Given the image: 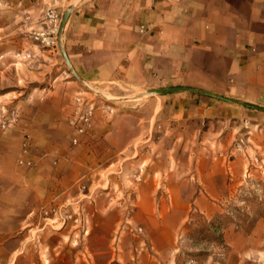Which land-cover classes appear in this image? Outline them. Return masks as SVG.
Wrapping results in <instances>:
<instances>
[{"label":"rangeland","instance_id":"374dc122","mask_svg":"<svg viewBox=\"0 0 264 264\" xmlns=\"http://www.w3.org/2000/svg\"><path fill=\"white\" fill-rule=\"evenodd\" d=\"M68 5L0 0V209L24 200L28 213L0 216V264H68L65 239L77 264H264V64L247 100L223 95V115L178 123L148 89L81 83L63 55ZM254 53L264 63V41ZM152 173L154 212L138 218ZM102 193L124 215L107 242L93 235L96 249L85 214Z\"/></svg>","mask_w":264,"mask_h":264},{"label":"crops","instance_id":"0c3cea01","mask_svg":"<svg viewBox=\"0 0 264 264\" xmlns=\"http://www.w3.org/2000/svg\"><path fill=\"white\" fill-rule=\"evenodd\" d=\"M55 1L68 2L66 9L73 7L70 13L65 11L63 55L81 83L148 89L155 93L154 100L163 101L171 115L166 116L175 122L188 124L223 115L224 107L217 100H233L223 95L247 100L263 82L254 74L264 64L262 54L254 49L264 41V0ZM183 73L187 76L180 77ZM169 89L180 90L160 92ZM154 163V169L170 167L167 160ZM170 191L174 199H181L176 186ZM107 194H99L85 214L90 247L96 249L99 245L93 244V235L100 232L101 241L107 242V235L123 220V209L107 206ZM158 194L152 173L136 192L142 202L138 218L152 217ZM211 198L220 199V193L211 192ZM21 201L19 212L4 208L0 216L27 215ZM166 209L161 207L163 216H168ZM55 247L61 261L77 264L76 250L68 240H60ZM104 248L108 249V243Z\"/></svg>","mask_w":264,"mask_h":264},{"label":"built area","instance_id":"2783aa9c","mask_svg":"<svg viewBox=\"0 0 264 264\" xmlns=\"http://www.w3.org/2000/svg\"><path fill=\"white\" fill-rule=\"evenodd\" d=\"M50 17L52 19H56L58 18V14L56 12H52V14L50 15ZM144 27L141 28V31L143 32L144 31ZM78 101H80V98H78ZM90 115H91V112H88V113H84L81 115L80 117V121L78 120H74L72 123L74 124V126L76 127V130L79 132V133H84L85 130H86V127L89 126L90 124ZM73 142L76 144L78 142L77 138H74ZM21 164H27V165H30L31 162L30 161H21L20 162Z\"/></svg>","mask_w":264,"mask_h":264},{"label":"water","instance_id":"95a60500","mask_svg":"<svg viewBox=\"0 0 264 264\" xmlns=\"http://www.w3.org/2000/svg\"><path fill=\"white\" fill-rule=\"evenodd\" d=\"M173 90H180V89H169V90H161L160 92H167V91H173ZM188 91H191V92H200V91H197V90H192V89H188ZM202 94H206L204 92H200Z\"/></svg>","mask_w":264,"mask_h":264}]
</instances>
